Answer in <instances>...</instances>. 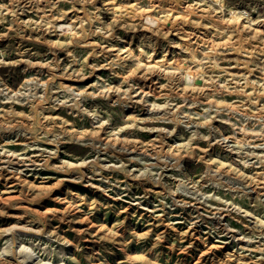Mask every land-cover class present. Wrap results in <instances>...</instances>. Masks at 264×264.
I'll list each match as a JSON object with an SVG mask.
<instances>
[{"label": "rangeland", "instance_id": "rangeland-1", "mask_svg": "<svg viewBox=\"0 0 264 264\" xmlns=\"http://www.w3.org/2000/svg\"><path fill=\"white\" fill-rule=\"evenodd\" d=\"M0 264H264V0H0Z\"/></svg>", "mask_w": 264, "mask_h": 264}, {"label": "bare ground", "instance_id": "bare-ground-1", "mask_svg": "<svg viewBox=\"0 0 264 264\" xmlns=\"http://www.w3.org/2000/svg\"><path fill=\"white\" fill-rule=\"evenodd\" d=\"M236 144H238V142H236Z\"/></svg>", "mask_w": 264, "mask_h": 264}]
</instances>
